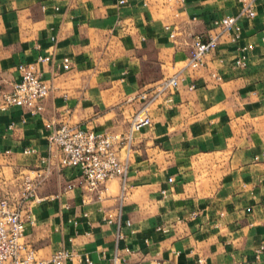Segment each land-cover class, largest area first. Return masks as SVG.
<instances>
[{
	"label": "crops",
	"instance_id": "1",
	"mask_svg": "<svg viewBox=\"0 0 264 264\" xmlns=\"http://www.w3.org/2000/svg\"><path fill=\"white\" fill-rule=\"evenodd\" d=\"M118 1L0 0V89L18 79V64L50 56L37 65L49 86L41 111L0 110V196L16 201L23 180L50 167L38 199L20 208L23 241L43 258L69 250L63 264L114 253L121 264H264V0L253 18H238L239 38L220 39L196 70L184 68L190 39L235 15L237 0ZM240 54L244 67L234 64ZM178 70L128 150L114 145L128 159L122 198L117 177L89 191L75 168L57 164L46 143L56 125L123 134L139 93Z\"/></svg>",
	"mask_w": 264,
	"mask_h": 264
},
{
	"label": "built area",
	"instance_id": "2",
	"mask_svg": "<svg viewBox=\"0 0 264 264\" xmlns=\"http://www.w3.org/2000/svg\"><path fill=\"white\" fill-rule=\"evenodd\" d=\"M122 3L123 0H119ZM238 11L235 15H225L212 20V28L206 34H195L189 42V49L184 63V68L196 70L204 65V60L209 55L220 39L225 37L231 42L239 38V17L253 18L255 15V0H237ZM168 38L175 37V29L169 25L163 26ZM251 48L250 45L242 48ZM50 56H37L34 61L18 64L16 66L18 79L11 82L7 88L0 89V110L9 106H21L30 113H39L42 109V100L47 95L49 86L42 80L38 64L47 62ZM234 64L237 67L245 66V55L240 54ZM71 62L68 57H62L60 68L67 70ZM211 77L218 79L215 74ZM180 70L168 77L162 78L150 89L142 90L139 97L141 106L133 112L128 120L127 131L118 133H98L90 128L60 122L46 135V143L50 153L56 151L57 164L61 167H73L78 171L77 183L86 190L94 191L109 178L117 177L119 180L118 196L122 198L126 189L128 159L119 157L114 145L125 146V151L132 134L150 123L148 105L160 94L177 86ZM191 86V85H190ZM24 148L23 152L31 151ZM53 151V152H52ZM48 163L34 171L32 178L22 182V191L16 201H11L7 196H0V264H63L71 256L65 248H58L49 253L45 258L38 256L33 248L22 239L24 219L21 217L20 208L23 203L32 198L37 200L35 187L49 173ZM171 181V177H167ZM75 184V182H73ZM73 183H66L67 187ZM164 189H160L164 193ZM117 236H121L117 233ZM259 246L258 249H260ZM127 250V248H126ZM255 257L257 255L255 254ZM87 260V258H86ZM122 258L114 253L103 264H121ZM149 264H157L152 261Z\"/></svg>",
	"mask_w": 264,
	"mask_h": 264
}]
</instances>
